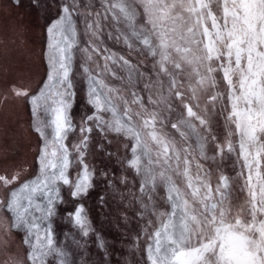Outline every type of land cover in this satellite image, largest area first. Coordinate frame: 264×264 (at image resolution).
Listing matches in <instances>:
<instances>
[{
    "label": "snow or ice",
    "instance_id": "obj_1",
    "mask_svg": "<svg viewBox=\"0 0 264 264\" xmlns=\"http://www.w3.org/2000/svg\"><path fill=\"white\" fill-rule=\"evenodd\" d=\"M81 20L91 37L83 48ZM102 22L116 26V39L129 50L152 58L151 74L99 46ZM46 31V80L35 92L10 89L31 105L42 140L35 177L0 174V209L7 214L0 217V233L19 230L26 245L10 264H69L49 221L62 200L61 185L71 186L73 198L91 187L84 155L93 124L131 142L127 163L142 177V206L150 216L149 264H264V0H100L98 7L70 0ZM76 51L94 111L81 121L80 143L72 146L82 166L73 180L66 140L77 130L71 116ZM219 116L227 129L224 143L213 133ZM210 143L213 161L236 153L241 170L235 176L220 173L213 183L212 170L199 162L209 159ZM241 180L245 196L238 202ZM82 212L77 207L70 216L87 235Z\"/></svg>",
    "mask_w": 264,
    "mask_h": 264
},
{
    "label": "rangeland",
    "instance_id": "obj_2",
    "mask_svg": "<svg viewBox=\"0 0 264 264\" xmlns=\"http://www.w3.org/2000/svg\"><path fill=\"white\" fill-rule=\"evenodd\" d=\"M66 2L70 0H18V3L15 0H0V174L11 176L19 171L22 179H32L39 172L37 157L42 140L32 126L31 105L23 97H13L10 89L16 86L35 92L46 80L49 69L46 29L62 14V5ZM85 2L96 7L100 4V0ZM102 27L101 48L130 59L146 76L151 74V57L138 55L136 51L129 50L122 39L118 41L116 26L102 22ZM78 31L80 48H83L91 37L85 35L82 20ZM97 61L101 65L104 62L102 57H97ZM83 62L81 53L76 51L71 77L75 92L71 116L77 130L70 133L66 140L72 153L69 174L73 180L82 166L72 146L80 143L81 121L94 111L88 104V82L81 69ZM113 70L118 75H127L126 70L120 71L116 66ZM105 79L115 87H122L121 81L111 77ZM219 90L223 91V86ZM5 95L8 96L7 101L3 99ZM213 121V133L220 143H224L227 129L223 116L213 117ZM88 135L84 163L93 173L91 187L87 194L73 198L71 186L61 185L62 200L56 204L55 214L49 221L56 244L68 253L69 264H149L146 253L149 241L145 229L150 216L142 206V177L127 163L131 159V142L115 133L102 132L94 124L93 131ZM125 145L129 146L126 148ZM214 148L215 145L210 143L209 159L199 162L205 170H212L215 184L216 175L235 176L241 170V164L236 153H225L223 158L217 156L213 161L210 158L215 155ZM242 183L241 180L236 185L238 202H242L245 196L239 191ZM159 194L164 195L162 191ZM3 196L4 191L0 188V199ZM81 206L82 215L87 220V235L70 216ZM6 215L0 209V217ZM23 236V232L15 229L7 237L0 233V264H10V258L22 254L26 247L22 243Z\"/></svg>",
    "mask_w": 264,
    "mask_h": 264
}]
</instances>
